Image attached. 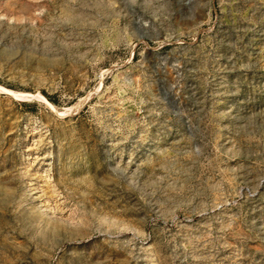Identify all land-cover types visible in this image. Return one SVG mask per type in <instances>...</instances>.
<instances>
[{
	"label": "rangeland",
	"instance_id": "1",
	"mask_svg": "<svg viewBox=\"0 0 264 264\" xmlns=\"http://www.w3.org/2000/svg\"><path fill=\"white\" fill-rule=\"evenodd\" d=\"M0 264H264V0H0Z\"/></svg>",
	"mask_w": 264,
	"mask_h": 264
}]
</instances>
